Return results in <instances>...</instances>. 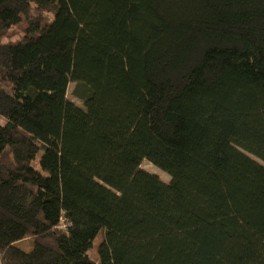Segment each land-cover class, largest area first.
Here are the masks:
<instances>
[{
	"label": "trees",
	"instance_id": "obj_1",
	"mask_svg": "<svg viewBox=\"0 0 264 264\" xmlns=\"http://www.w3.org/2000/svg\"><path fill=\"white\" fill-rule=\"evenodd\" d=\"M0 264H264V0H0Z\"/></svg>",
	"mask_w": 264,
	"mask_h": 264
},
{
	"label": "rangeland",
	"instance_id": "obj_2",
	"mask_svg": "<svg viewBox=\"0 0 264 264\" xmlns=\"http://www.w3.org/2000/svg\"><path fill=\"white\" fill-rule=\"evenodd\" d=\"M27 28V22L25 20V18H23L22 22L16 26V29L17 30H20V31H24L26 30ZM22 36L20 34H12V43H16L18 42V40L21 38ZM74 88H75V85L74 84H71L69 86V89H68V93H67V97L70 101L74 102L76 105L80 106V107H84V103L83 101L76 97L74 95ZM4 122V121H2ZM42 153L39 154V156L37 157V159L34 161L33 163V166L37 169V170H40L42 171L40 165H39V160H40V157H41ZM11 159V155L9 153H5L2 157V160L4 162H8L9 160ZM141 168L150 172L151 174H155V175H158L162 181L168 183L170 182L171 180V177L166 173L164 172L163 170L159 169L158 167L154 166L153 164H151L149 161L145 160L143 161L142 165H141ZM17 246L23 250H26V251H29L30 248L33 246L32 244V241L31 240H25V241H21L17 244Z\"/></svg>",
	"mask_w": 264,
	"mask_h": 264
}]
</instances>
